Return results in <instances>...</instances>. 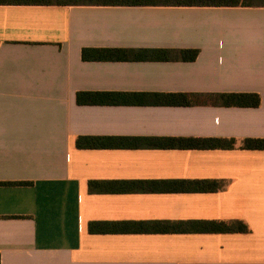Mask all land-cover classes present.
<instances>
[{"label":"crops","instance_id":"obj_1","mask_svg":"<svg viewBox=\"0 0 264 264\" xmlns=\"http://www.w3.org/2000/svg\"><path fill=\"white\" fill-rule=\"evenodd\" d=\"M252 93L258 107L220 98ZM249 138L264 139V8L0 5V264H264ZM208 139L235 147L185 146Z\"/></svg>","mask_w":264,"mask_h":264},{"label":"trees","instance_id":"obj_2","mask_svg":"<svg viewBox=\"0 0 264 264\" xmlns=\"http://www.w3.org/2000/svg\"><path fill=\"white\" fill-rule=\"evenodd\" d=\"M0 5H33V6H171V7H246L264 8V0H0ZM199 54L196 49L185 50H132L119 48H84V61H121L131 59L169 60L180 59L194 61ZM114 93H78L77 102H101L102 98H110ZM223 105L237 107H258L261 98L258 94H222ZM100 100V101H97ZM103 138L79 137L77 147L106 146L101 143ZM187 147L233 149L235 140H194ZM242 148L247 150H264V139H245ZM10 184V183H9ZM25 184V183H15ZM239 231H248L245 225L236 227Z\"/></svg>","mask_w":264,"mask_h":264}]
</instances>
